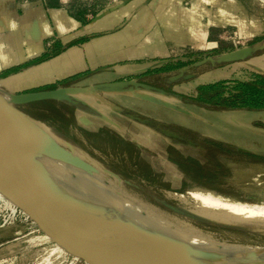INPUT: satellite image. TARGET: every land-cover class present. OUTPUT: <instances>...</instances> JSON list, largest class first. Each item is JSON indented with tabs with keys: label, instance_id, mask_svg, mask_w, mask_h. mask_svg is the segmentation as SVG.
I'll list each match as a JSON object with an SVG mask.
<instances>
[{
	"label": "crops",
	"instance_id": "1",
	"mask_svg": "<svg viewBox=\"0 0 264 264\" xmlns=\"http://www.w3.org/2000/svg\"><path fill=\"white\" fill-rule=\"evenodd\" d=\"M184 1L188 0H120L91 11L75 9L67 0H0V88L19 93L50 85L90 87L131 78L141 80L139 77L143 74L152 72L155 75V69L170 62V50L175 46H215L220 30L227 27L250 33L264 28V22L250 18L241 0H189L190 7L184 6ZM263 44L264 36L249 43L256 51L245 61L211 66L206 70L210 74L200 84L226 81L230 86L229 80H235L233 74L239 68L249 69L252 75L246 80L256 81L253 73L264 75ZM226 66H230L227 71L221 70ZM156 74L164 77L170 72ZM194 74L195 78L199 75ZM68 78L73 79L59 83ZM150 95L152 93L144 91L78 95L88 105L82 110L74 107V118L87 134L95 135L104 130L115 132V137H122L124 144L138 149L144 156L143 161L139 158L133 163L137 170H153L152 164L156 162L166 168L164 174L168 173V177H180L182 183L188 181L186 179L197 172L195 157L190 156L191 152L186 153L192 162L183 164L181 169L170 159L167 149L172 143L170 137L149 125L150 120L170 121L155 118L144 108L150 105L171 108L142 97ZM165 97L160 96L163 101L170 102ZM188 104L191 103L185 101V105ZM135 105H141L143 110ZM192 105L202 114L217 113L223 125L230 124V116L225 117V114H249L246 123L249 136L244 138L246 141L242 145L234 141V136L230 137V132L226 133V138L212 139L220 153L214 154L208 162L218 167L213 172H201L199 178H210L215 183L210 189L218 192L222 188L219 163L225 161L229 165L230 157L225 152L230 154V145L252 157L264 154L263 143L258 149L251 145L256 135L259 141L264 140V109L215 110ZM182 109L184 112L176 111L192 116L187 108ZM232 119L234 123L236 118ZM178 174L181 176H176Z\"/></svg>",
	"mask_w": 264,
	"mask_h": 264
},
{
	"label": "rangeland",
	"instance_id": "2",
	"mask_svg": "<svg viewBox=\"0 0 264 264\" xmlns=\"http://www.w3.org/2000/svg\"><path fill=\"white\" fill-rule=\"evenodd\" d=\"M67 1L75 9H90L92 11L100 9L108 3H115L120 0ZM241 1L252 20L260 21L259 18L264 19V3L262 0ZM183 3L184 6H191L189 0ZM263 36L264 28L262 27L259 31H252L251 33L237 27H227L220 30L215 46L203 48L192 45L180 46L178 48L175 46L170 50L168 59L173 62H186L185 66H188L209 56H215L222 52L249 45V43L257 41ZM229 67H223L221 70L227 71ZM210 68L212 67L208 64L194 69L193 72L199 75L197 78L188 80L184 76L176 78L179 69L170 71V74L164 77L157 76L156 73L154 75L152 72L143 74L139 79L152 82L153 85L173 94L171 97H165V99L178 104L179 107L187 108L192 112V116L181 114L173 109L153 107L151 105L147 107L148 109L144 108V110H147L146 112L155 118H161L165 121L196 129L195 133L198 134L199 140H202V137L209 139L216 137L226 138V133L230 132V137L234 136V141L238 145H242L249 136V130L246 126L249 114H225V117L230 116V124L227 125L226 123L223 125L221 124L222 121L217 118V113L202 114L199 109L192 105L198 104L204 107V105L194 101L192 98L196 93V87L201 85L200 82L206 80V77L210 74V72L206 71ZM189 72L191 71L187 70L184 75ZM251 75L252 72L249 69L239 68L233 74V77H236L235 80L245 81ZM185 101L191 104L185 105ZM135 106L143 110L141 105ZM23 109L33 111V107L31 106H23ZM232 117L236 118L233 121L234 123L231 121L233 120ZM69 121L67 125L66 121H62L61 119H49L45 124L51 131L70 141L78 148L77 152H70L72 155H76L95 168L101 169L99 166L101 165L115 175H118L129 193L162 217L174 222L180 221L193 225L204 235L212 239L264 247V223L236 222L230 223L231 225L227 226L220 222H206L196 216L192 218L190 214L193 212L192 208L194 204L189 196V192L198 190L211 191L215 194L245 203H264V154L258 156L262 160L257 159L247 155L235 145H230V148L237 151L230 153L229 165L225 161H220L219 163V171L222 173L220 177L222 188L221 191L217 192V190L197 186L191 182V179H186L190 182L186 181L184 184L181 182L180 177H168V173L164 174L166 168L156 162L152 164L153 170L146 168L145 173L143 170H137V166L135 167L133 163L140 159L143 161L144 155L140 154L138 149L124 144L120 139L122 137H115L117 136L115 132L109 133L106 130L95 135L87 134L82 124H79L76 118L73 117ZM205 123H212V125ZM121 133L124 134V131ZM125 136L128 135L126 134ZM258 136L256 135L254 139H251V145L256 149L260 147L261 143L264 144V140L259 141ZM213 145L217 146L216 143ZM214 163L216 164V161ZM146 174L148 177H146ZM176 176H181V174ZM123 177L127 180H124L125 178ZM125 181H129L130 184ZM164 184H168L167 187ZM179 194L185 195L188 202L180 200L177 196ZM20 202V199L15 196L0 198V264L99 263L100 255H98V250L94 246H90L91 242L89 240L83 236L73 234L74 232L68 228L60 227L65 226V224L57 217L33 216L30 210L16 206ZM14 209H16L15 214ZM48 248L55 250L57 248L62 250L63 248L65 252L57 249L50 256H39V254H42V251ZM106 258L110 260V258L115 257L107 253Z\"/></svg>",
	"mask_w": 264,
	"mask_h": 264
},
{
	"label": "water",
	"instance_id": "3",
	"mask_svg": "<svg viewBox=\"0 0 264 264\" xmlns=\"http://www.w3.org/2000/svg\"><path fill=\"white\" fill-rule=\"evenodd\" d=\"M261 48H264V44ZM255 51L256 47L246 45L209 56L180 68L176 78L184 76L186 79H193L195 78L193 72L186 75L184 72L208 64L216 66L245 61L253 56ZM135 91L152 93L150 96L142 97L156 104L184 112V109L177 104L160 98V96L171 97L173 94L136 78L99 83L90 87L69 85L19 93H11L0 88V107L12 117L16 124L20 117H24L45 126L49 130L53 143L59 149L71 154L70 152L78 151L74 144L51 131L44 122L25 112L22 106L44 100H56L82 110V107L88 104L78 95L101 96V94ZM130 117L135 118L132 115ZM17 130L22 138L31 142V146L13 144L8 141L6 134L0 132V181L20 199L21 202L16 204L17 206L30 210L35 217L56 216L65 224L60 227L68 228L74 232L73 234L89 240L90 246H94L100 255L98 264H210L204 255L182 244L163 230L142 224L134 217L133 206L128 204L131 208H127L123 201L87 183L66 167H60L63 166L61 162L63 160L58 154L39 146L22 128ZM161 132L168 137H178L167 129H162ZM79 160L93 167L80 158ZM41 166L53 173L52 180L43 179L46 177L45 173L41 170V172L37 171V168ZM104 169L107 174L122 182L118 175ZM190 215L192 218L196 216L206 222H219L194 212ZM105 252L116 259H107Z\"/></svg>",
	"mask_w": 264,
	"mask_h": 264
},
{
	"label": "bare ground",
	"instance_id": "4",
	"mask_svg": "<svg viewBox=\"0 0 264 264\" xmlns=\"http://www.w3.org/2000/svg\"><path fill=\"white\" fill-rule=\"evenodd\" d=\"M18 128H22L39 146L48 148L58 154L63 160L61 161L63 166L60 167H66L87 183L93 184L105 193L123 201L126 203L127 208L130 207L129 205L133 206V215L138 221L144 225L163 230L182 244L204 255L210 264H264V247L212 239L204 235L193 225L180 221L174 222L162 217L148 205L129 193L119 179H115V177L107 174L103 166L99 165L102 170L94 166L89 167L82 163L76 155L59 149L53 143L49 130L45 126L31 122L24 117H20L16 124L13 122L12 117L0 107V132L6 134L8 141L13 144L31 146V142L20 136L17 130ZM40 170L46 175L43 179L52 180L53 173L49 169L41 166L37 168L38 172H41ZM189 194L194 204L192 208L193 212L202 217L224 223H264V203H245L230 197L215 194L211 191L198 190L189 192ZM10 196L15 195L0 181V198ZM177 196L183 202H188L185 195L179 194ZM59 248L57 249L61 250ZM56 250L48 248L42 251V254H39V256H50ZM114 259L116 258H110V260Z\"/></svg>",
	"mask_w": 264,
	"mask_h": 264
},
{
	"label": "trees",
	"instance_id": "5",
	"mask_svg": "<svg viewBox=\"0 0 264 264\" xmlns=\"http://www.w3.org/2000/svg\"><path fill=\"white\" fill-rule=\"evenodd\" d=\"M186 65V62H173L170 61L161 68L154 70L156 73L170 72L174 69H180ZM257 79L256 81L248 80H232V85H226V81H217L214 83L201 84L197 86L196 93L193 100L204 105V107L215 110L226 109H249L259 110L264 109V75L261 73H253ZM73 78H68L59 82L65 84ZM56 85L42 87L41 89L55 88ZM24 106L33 107V111L22 109L33 116L34 118L47 123L49 119H61L66 121L67 125L69 120L74 117V106L56 100H44L26 104ZM230 153H235L237 150L230 148ZM254 158L261 159L258 156Z\"/></svg>",
	"mask_w": 264,
	"mask_h": 264
},
{
	"label": "flooded vegetation",
	"instance_id": "6",
	"mask_svg": "<svg viewBox=\"0 0 264 264\" xmlns=\"http://www.w3.org/2000/svg\"><path fill=\"white\" fill-rule=\"evenodd\" d=\"M140 81L144 82V80ZM149 125L158 131L167 129L177 134V138L170 137L172 143L168 144L167 149L170 159L172 158L173 162L181 169L183 168V164L192 162V159H189L187 157L188 155L186 156V153L188 154L191 152L190 154L192 155L190 156L194 155V160L196 162L194 165L197 168L196 174H192L193 176L190 177L191 182L193 184H196L197 186L209 189L214 187L215 183L210 180V178L203 179L199 178V176H201V172L208 173L213 172L217 169V167L211 164V162H208L212 161L214 154L220 153L219 150L213 145L216 142L207 137H202V140H199V136H197L198 134L195 133L196 130L182 124L150 120ZM225 153H228L227 155L230 157L228 151ZM203 160L204 162H202ZM183 183L185 184L186 181H184Z\"/></svg>",
	"mask_w": 264,
	"mask_h": 264
},
{
	"label": "built area",
	"instance_id": "7",
	"mask_svg": "<svg viewBox=\"0 0 264 264\" xmlns=\"http://www.w3.org/2000/svg\"><path fill=\"white\" fill-rule=\"evenodd\" d=\"M262 2L264 3V0H262ZM259 20L262 21V22H264V19H260V18H259ZM16 206H17V205H16ZM16 206H15V207H16ZM15 211H16V209H14V214H15Z\"/></svg>",
	"mask_w": 264,
	"mask_h": 264
},
{
	"label": "clouds",
	"instance_id": "8",
	"mask_svg": "<svg viewBox=\"0 0 264 264\" xmlns=\"http://www.w3.org/2000/svg\"><path fill=\"white\" fill-rule=\"evenodd\" d=\"M15 25L13 24V27H14Z\"/></svg>",
	"mask_w": 264,
	"mask_h": 264
}]
</instances>
